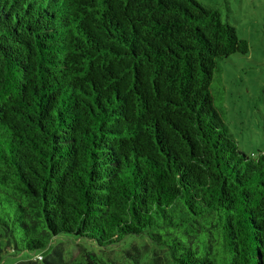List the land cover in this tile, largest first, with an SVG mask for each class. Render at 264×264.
Masks as SVG:
<instances>
[{"label":"trees","instance_id":"obj_1","mask_svg":"<svg viewBox=\"0 0 264 264\" xmlns=\"http://www.w3.org/2000/svg\"><path fill=\"white\" fill-rule=\"evenodd\" d=\"M247 52L196 0H0V262L264 264V150L211 92Z\"/></svg>","mask_w":264,"mask_h":264},{"label":"rangeland","instance_id":"obj_2","mask_svg":"<svg viewBox=\"0 0 264 264\" xmlns=\"http://www.w3.org/2000/svg\"><path fill=\"white\" fill-rule=\"evenodd\" d=\"M196 1L219 9L236 36L248 44L246 55H232L220 64L211 92L215 104L224 109V122L236 148L254 157L264 150V0ZM40 253L4 256L0 264H15Z\"/></svg>","mask_w":264,"mask_h":264}]
</instances>
